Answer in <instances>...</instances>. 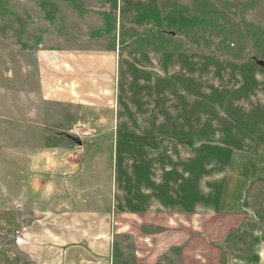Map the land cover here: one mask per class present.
<instances>
[{
  "label": "rangeland",
  "instance_id": "obj_1",
  "mask_svg": "<svg viewBox=\"0 0 264 264\" xmlns=\"http://www.w3.org/2000/svg\"><path fill=\"white\" fill-rule=\"evenodd\" d=\"M261 64L264 0H0V264H35L25 225L44 221L39 246H54L50 212L108 194L116 214L252 220L229 244L203 235L246 258L264 230ZM115 244L132 264L134 237Z\"/></svg>",
  "mask_w": 264,
  "mask_h": 264
},
{
  "label": "crops",
  "instance_id": "obj_2",
  "mask_svg": "<svg viewBox=\"0 0 264 264\" xmlns=\"http://www.w3.org/2000/svg\"><path fill=\"white\" fill-rule=\"evenodd\" d=\"M110 58L114 60V54ZM95 82L99 84V81L95 80ZM94 102L97 101L91 98L90 103ZM106 166L107 164L103 166L105 168L100 174L110 175L111 168L107 169ZM140 167L142 174L145 173V165L141 163ZM121 170L120 176L123 175V169ZM111 172L113 173V169ZM123 180L124 178L121 177L119 185L121 187ZM102 183H99V186L107 191L108 185L104 186ZM69 185L72 186V182H69L68 178L67 195L70 191ZM99 195L101 194L95 189L92 196L99 197ZM92 200L95 201L94 198ZM101 200L107 202L100 205L102 208L97 207V210L85 209L84 205L88 203L85 201L78 210L72 203L62 202L63 211L50 212L51 222H49L52 228L48 230L50 233L48 238L54 246H39L45 244L44 240L47 236L45 233L39 235L40 230L45 227L44 221H33L32 225H25L20 233L21 251L35 264H121L118 262L115 241L129 235L134 237L135 241L133 250L135 261L132 264H159L161 258L169 257L172 252H180V249H182L181 264H225L229 257L223 258L221 248L210 246L205 238L213 242L224 240L228 243L229 236L233 232L246 233L253 223L252 220L241 221L237 215H231V225H228L227 218L223 216L197 214L191 215L194 218L189 222L183 218L177 220L172 214H157L149 210L140 212L136 208L131 209L130 214H116L113 207V202L116 200L113 201L109 194ZM108 201L112 202V207H109ZM59 205L58 202L56 206ZM37 214L38 212H35L34 216L36 217ZM187 223L190 226H187ZM263 231L260 229L253 233V252L247 254V256L252 255L251 257L232 258L231 261H226L227 264H264ZM76 232L84 233L85 241L82 243L84 246L77 245V240L73 236ZM199 233L202 234V238L198 237ZM44 234L46 236H43ZM231 241V244H234L232 238ZM77 249H83L79 258L75 255Z\"/></svg>",
  "mask_w": 264,
  "mask_h": 264
},
{
  "label": "trees",
  "instance_id": "obj_3",
  "mask_svg": "<svg viewBox=\"0 0 264 264\" xmlns=\"http://www.w3.org/2000/svg\"><path fill=\"white\" fill-rule=\"evenodd\" d=\"M206 149H207L208 154H210V155L218 156V157L223 158V159L227 158V154L224 152V150H222L220 148H211V149L206 148Z\"/></svg>",
  "mask_w": 264,
  "mask_h": 264
},
{
  "label": "water",
  "instance_id": "obj_4",
  "mask_svg": "<svg viewBox=\"0 0 264 264\" xmlns=\"http://www.w3.org/2000/svg\"><path fill=\"white\" fill-rule=\"evenodd\" d=\"M262 66L264 65V64H261Z\"/></svg>",
  "mask_w": 264,
  "mask_h": 264
}]
</instances>
